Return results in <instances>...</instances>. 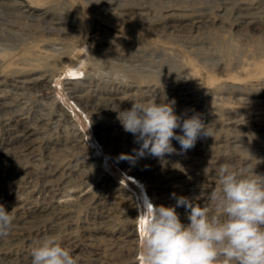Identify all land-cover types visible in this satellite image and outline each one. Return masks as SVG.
<instances>
[{
  "label": "rangeland",
  "instance_id": "rangeland-1",
  "mask_svg": "<svg viewBox=\"0 0 264 264\" xmlns=\"http://www.w3.org/2000/svg\"><path fill=\"white\" fill-rule=\"evenodd\" d=\"M40 1L0 0V264L49 236L79 264H142L150 204L217 215L219 166L264 176V0ZM164 97L211 136L137 157L118 111Z\"/></svg>",
  "mask_w": 264,
  "mask_h": 264
},
{
  "label": "clouds",
  "instance_id": "clouds-1",
  "mask_svg": "<svg viewBox=\"0 0 264 264\" xmlns=\"http://www.w3.org/2000/svg\"><path fill=\"white\" fill-rule=\"evenodd\" d=\"M164 99L160 103L155 98L131 100L130 109L118 111L123 129L140 144L137 157L147 152L163 159L177 151L173 139L187 151L199 136H211L198 115L182 118L174 111L175 101L165 103ZM122 158L135 160L127 154ZM217 176L219 186L212 193L217 215L193 210L183 196L174 197L176 206L150 204L140 237L142 264H264V176L229 164L219 166ZM181 205L191 209L187 224L176 212ZM13 220L11 212L0 205V237L9 235ZM30 256L31 264H79L55 236L40 240Z\"/></svg>",
  "mask_w": 264,
  "mask_h": 264
},
{
  "label": "bare ground",
  "instance_id": "bare-ground-1",
  "mask_svg": "<svg viewBox=\"0 0 264 264\" xmlns=\"http://www.w3.org/2000/svg\"><path fill=\"white\" fill-rule=\"evenodd\" d=\"M40 1V0H39ZM8 2V1H7ZM6 2V3H7ZM22 2V1H21ZM41 2V1H40ZM134 2V1H133ZM4 3H5V1H4ZM18 3H19V1H18ZM23 3V2H22ZM25 3V2H24ZM46 3V2H45ZM10 4V3H9ZM14 4H16V3H14ZM7 5H8V3H7ZM19 5V4H18ZM125 7V6H124ZM19 8V7H18ZM37 8H39V7H37ZM131 8V7H130ZM133 9V8H132ZM196 22V21H195ZM97 54V53H96ZM98 56L96 55V56H94L93 58H96L97 60H99V58H97ZM90 59H92L91 57H90ZM85 62V63H84ZM83 63V68L86 70V71H88L89 70V68H90V63H89V61H88V56H87V59H86V61H83L82 62ZM85 72V71H84ZM75 97H76V99H78L79 100V98H80V95H75ZM85 97V96H84ZM74 98V97H73ZM86 98V97H85ZM81 99V98H80ZM106 99H107V97H106ZM113 99V98H112ZM112 99H111V101H112ZM89 100V99H88ZM109 100H110V98H109ZM106 101V100H105ZM79 102V101H78ZM92 103V102H91ZM114 103V102H113ZM108 104V103H107ZM93 105V104H92ZM91 104H90V106H92ZM113 105V104H112ZM115 105V104H114ZM118 106V105H117ZM85 107H86V105H85ZM102 107V106H101ZM99 108V107H98ZM119 108V107H118ZM121 108V107H120ZM119 108V109H120ZM116 109V108H115ZM25 133V132H24ZM135 162H137L138 163V161H135ZM133 164V163H132ZM131 164V165H132ZM143 165V164H142ZM145 166V165H144ZM137 167H138V165H137ZM128 168H130V167H128ZM147 168V167H146ZM145 167L144 168H141V169H138L139 171L138 172H140V173H142V175L143 174H145L147 171H148V169H146ZM149 168V167H148ZM150 168H151V166H150ZM136 169V170H137ZM128 170V169H127ZM150 170V169H149ZM130 172H131V170H130ZM130 172H126L127 174H131ZM138 174V173H137ZM150 174V173H149ZM131 175H133V174H131ZM152 175V174H151ZM169 175H171V174H169ZM147 177V176H146ZM165 177V176H164ZM169 177V176H168ZM171 177V176H170ZM174 177V176H173ZM142 178V177H141ZM167 178V177H166ZM160 180V179H159ZM100 181V180H99ZM101 182H102V180H101ZM161 182V181H160ZM139 183H140V181H139ZM168 183V182H167ZM105 184V183H104ZM115 184V183H114ZM101 185V184H100ZM112 185V184H111ZM102 186V185H101ZM112 187V186H111ZM102 188V187H101ZM105 189H106V187H105ZM116 193V192H115ZM119 193V192H118ZM102 195V194H101ZM115 195H118L117 193L115 194ZM101 197V196H100ZM118 197V196H117ZM114 198H116V197H114ZM158 198V197H157ZM163 198V197H162ZM112 200V199H111ZM157 200V199H156ZM159 200H160V198H159ZM113 201V200H112ZM105 203H106V201H105ZM103 204V203H102ZM139 204V203H138ZM98 205H99V203H98ZM109 205V204H108ZM108 207V206H107ZM141 207V206H140ZM109 209V208H108ZM144 211V210H143ZM142 211V212H143ZM143 214H144V216L146 215L147 216V213L144 211L143 212ZM142 216V214L140 215V221H139V223H140V228L143 226V224L145 223V220H146V218H144V217H141ZM142 220V221H141Z\"/></svg>",
  "mask_w": 264,
  "mask_h": 264
}]
</instances>
